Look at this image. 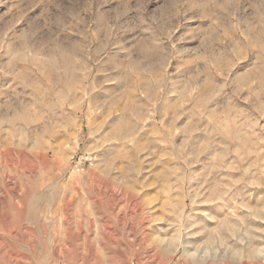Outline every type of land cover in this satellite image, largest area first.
<instances>
[{
    "label": "rangeland",
    "instance_id": "1",
    "mask_svg": "<svg viewBox=\"0 0 264 264\" xmlns=\"http://www.w3.org/2000/svg\"><path fill=\"white\" fill-rule=\"evenodd\" d=\"M208 214L264 264V0H0V264L204 255Z\"/></svg>",
    "mask_w": 264,
    "mask_h": 264
},
{
    "label": "bare ground",
    "instance_id": "2",
    "mask_svg": "<svg viewBox=\"0 0 264 264\" xmlns=\"http://www.w3.org/2000/svg\"><path fill=\"white\" fill-rule=\"evenodd\" d=\"M13 118V117H12ZM216 208H218V204L214 205ZM181 212V211H180ZM206 218V216H204ZM208 218H217V222L215 223V230H208V237H210V241H207V243H205V245L203 246L205 248V251H204V255H199L198 252L199 250H201V245H198V243L194 240V243L192 244V242L190 240H185V241H178L177 243H175L173 246L169 244V246L167 245V247L170 248V252L172 253V256L168 259V261L166 262V264L170 263L171 261H173L174 259V255H176V253L179 251V246L182 245L183 247V256H185L190 262H193V263H196V262H200L201 264H209L211 261H213L215 258L218 257L217 255V250L213 249V256L211 255V250L212 248H210L212 243L211 242H214L215 239L216 240H219L220 242V245L222 244V239H221V236L219 234L220 232V229L224 226L227 228V230L232 234L234 235V228L231 226V225H227V216L225 214L224 219L223 217H220L219 214H211L207 216ZM229 217V216H228ZM224 219V220H223ZM229 220V218H228ZM210 223V222H209ZM188 226V225H187ZM203 226H205V222L203 223ZM209 226V225H208ZM207 226V227H208ZM205 228V227H204ZM200 229H202V227H200ZM182 240V239H181ZM161 241V240H160ZM159 241V242H160ZM163 243V241H161ZM170 243V242H169ZM211 243V244H210ZM166 246V245H165ZM194 246V247H193ZM216 246V245H215ZM166 247V248H167ZM193 247V248H191ZM214 247V246H213ZM164 248V247H163ZM160 249V248H159ZM165 249V248H164ZM211 249V250H210ZM217 249V247H216ZM219 249V248H218ZM224 250L226 251L227 248L224 247ZM162 252H164L163 250H161ZM167 250H165L164 253H166ZM224 251V253H226ZM160 252V251H159ZM169 253V252H168ZM220 254V253H219ZM224 255V254H223Z\"/></svg>",
    "mask_w": 264,
    "mask_h": 264
}]
</instances>
